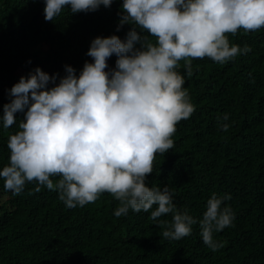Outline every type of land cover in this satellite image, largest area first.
Returning a JSON list of instances; mask_svg holds the SVG:
<instances>
[{
	"label": "trees",
	"instance_id": "1",
	"mask_svg": "<svg viewBox=\"0 0 264 264\" xmlns=\"http://www.w3.org/2000/svg\"><path fill=\"white\" fill-rule=\"evenodd\" d=\"M122 3L79 13L66 7L46 21L45 0H0V114L11 87L36 67L57 74L58 83L65 65L79 75L92 62L87 52L95 37L126 40L132 25L117 31ZM227 35L251 51L223 64L193 60L191 76L179 62L194 112L176 125L174 147L156 155L146 179L150 187L166 185L177 208L193 218H203L213 193L230 194L222 207L232 209V224L213 234L222 247L213 251L193 229L178 241L163 238L150 212L129 209L116 217L119 202L107 192L68 208L58 191L36 192L33 182L15 195L0 179V264H264V28ZM116 59H108V70ZM17 130L18 122L7 130L0 122V168L8 163V136ZM159 219L171 221L172 215Z\"/></svg>",
	"mask_w": 264,
	"mask_h": 264
},
{
	"label": "clouds",
	"instance_id": "2",
	"mask_svg": "<svg viewBox=\"0 0 264 264\" xmlns=\"http://www.w3.org/2000/svg\"><path fill=\"white\" fill-rule=\"evenodd\" d=\"M112 3L45 0L44 18L55 21L66 7L79 13ZM119 15L117 31L132 25L126 40L95 37L87 52L92 62L86 61L79 75L65 65L57 83V74L36 67L11 87L0 122L5 130L18 122V130L8 136L10 155L0 168L3 187L19 195L26 183L35 182L34 191H58L68 208L94 203L107 192L119 202L116 217L129 209L150 212L163 238L178 241L193 229L216 251L222 245L214 232L234 219L232 209L222 207L230 194L213 193L203 218H193L177 208L166 185L150 187L146 179L156 155L174 147L176 125L194 112L179 62L191 76L193 60L223 64L250 52L248 45L230 43L227 34L264 28V0H123ZM113 55L115 67L108 70ZM18 112L23 113L19 121ZM228 127L224 123L221 130ZM168 214L171 221L159 219Z\"/></svg>",
	"mask_w": 264,
	"mask_h": 264
}]
</instances>
